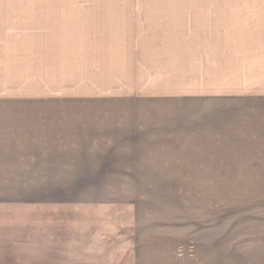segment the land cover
Listing matches in <instances>:
<instances>
[{"label":"rangeland","instance_id":"374dc122","mask_svg":"<svg viewBox=\"0 0 264 264\" xmlns=\"http://www.w3.org/2000/svg\"><path fill=\"white\" fill-rule=\"evenodd\" d=\"M21 100L118 103L101 123L163 139L154 188L106 190L131 203L116 244L137 215L162 264H264V0H0V101Z\"/></svg>","mask_w":264,"mask_h":264},{"label":"crops","instance_id":"0c3cea01","mask_svg":"<svg viewBox=\"0 0 264 264\" xmlns=\"http://www.w3.org/2000/svg\"><path fill=\"white\" fill-rule=\"evenodd\" d=\"M117 104L0 101V264H162V249L140 240L137 215L133 235L131 224H118L115 243L109 211L131 203L115 202L106 190L154 188L163 170L156 159L163 139L101 123L99 114L125 108ZM167 165L169 173L178 169ZM40 219L48 225L34 230ZM68 220L74 224L64 231ZM36 231L49 241L37 243ZM20 243L37 244L27 252L48 260L20 262Z\"/></svg>","mask_w":264,"mask_h":264}]
</instances>
